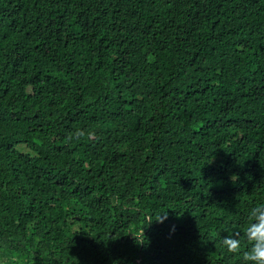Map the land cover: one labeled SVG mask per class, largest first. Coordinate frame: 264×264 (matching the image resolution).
Listing matches in <instances>:
<instances>
[{"label":"trees","instance_id":"16d2710c","mask_svg":"<svg viewBox=\"0 0 264 264\" xmlns=\"http://www.w3.org/2000/svg\"><path fill=\"white\" fill-rule=\"evenodd\" d=\"M261 204L264 0H0V264H252Z\"/></svg>","mask_w":264,"mask_h":264},{"label":"clouds","instance_id":"9594fccd","mask_svg":"<svg viewBox=\"0 0 264 264\" xmlns=\"http://www.w3.org/2000/svg\"><path fill=\"white\" fill-rule=\"evenodd\" d=\"M166 218L167 212H164L163 217L159 214L156 220L162 222ZM252 220L255 223H252ZM249 221L245 235L251 247L243 253V260L252 262V264H264V204L257 205L250 210ZM223 244L230 253L240 251L241 241L235 234L224 237Z\"/></svg>","mask_w":264,"mask_h":264}]
</instances>
